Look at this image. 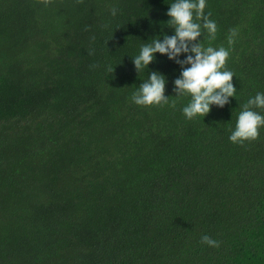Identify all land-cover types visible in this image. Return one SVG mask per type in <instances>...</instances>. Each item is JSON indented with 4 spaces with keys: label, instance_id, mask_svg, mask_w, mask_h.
Returning a JSON list of instances; mask_svg holds the SVG:
<instances>
[{
    "label": "trees",
    "instance_id": "1",
    "mask_svg": "<svg viewBox=\"0 0 264 264\" xmlns=\"http://www.w3.org/2000/svg\"><path fill=\"white\" fill-rule=\"evenodd\" d=\"M172 2L0 0V264H264V127L229 140L264 93V0H206L237 90L191 120L180 65L131 58ZM151 71L169 104L132 101Z\"/></svg>",
    "mask_w": 264,
    "mask_h": 264
},
{
    "label": "clouds",
    "instance_id": "2",
    "mask_svg": "<svg viewBox=\"0 0 264 264\" xmlns=\"http://www.w3.org/2000/svg\"><path fill=\"white\" fill-rule=\"evenodd\" d=\"M41 2L48 5L52 0ZM205 7L206 0H173L166 13L170 17L166 25L174 29V34L164 33L162 40L159 36L153 37L150 42L141 44L139 53L131 57L137 73L148 68L156 53L167 55L180 65V75L173 81V92L178 98L190 97L182 108L189 120L206 116L212 105L223 108L237 90L233 84L234 73L226 67L229 51L222 46L205 47L200 42L202 29L211 39H215L217 32L215 21L204 14ZM111 11L115 15L117 9L113 7ZM236 35L235 30L230 33L229 45L234 43ZM182 53L187 55L181 60ZM107 70L110 74L114 72L111 66ZM166 82L164 74L151 71L148 79L143 80L132 93V101L140 106L169 104L170 96L165 95ZM172 106H175V101H172ZM255 109H264V93H257L241 105L235 127L229 129L231 142L243 145L245 141L259 137V130L264 127V115ZM201 243L219 247V242L208 235L202 236Z\"/></svg>",
    "mask_w": 264,
    "mask_h": 264
}]
</instances>
